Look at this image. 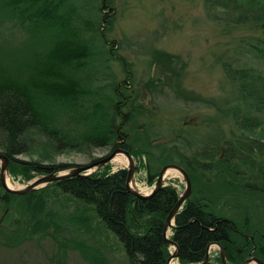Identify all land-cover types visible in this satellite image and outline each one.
Listing matches in <instances>:
<instances>
[{"label": "trees", "instance_id": "16d2710c", "mask_svg": "<svg viewBox=\"0 0 264 264\" xmlns=\"http://www.w3.org/2000/svg\"><path fill=\"white\" fill-rule=\"evenodd\" d=\"M202 2L231 8L232 27L247 29L232 52L218 54L227 92L217 98L186 90L179 78L182 59L160 48L149 59L173 77H149L139 89L107 34L115 19L111 0H0V150L9 157V176L20 180L75 165L48 160L85 143L117 144L144 157L150 183L163 163L177 162L192 188L168 232L177 243L176 260L196 264L215 241L228 264L241 263L250 251L264 261V140L257 136L264 128V0ZM4 27L10 36H2ZM114 59L122 78L111 66ZM164 86L212 113L202 124L183 118L178 126L163 124L153 113V98ZM22 152L35 157H17ZM126 174L124 166L110 169L106 162L22 194L0 181V237L14 244L51 226L62 228L47 204L49 188L56 187L89 207L78 210L79 224L89 225L93 213L116 234L129 264H165L164 218L180 191L164 182L138 197L127 189ZM79 246L93 264L104 263L96 249L87 256L90 247ZM209 258L206 264H222L218 252Z\"/></svg>", "mask_w": 264, "mask_h": 264}, {"label": "rangeland", "instance_id": "374dc122", "mask_svg": "<svg viewBox=\"0 0 264 264\" xmlns=\"http://www.w3.org/2000/svg\"><path fill=\"white\" fill-rule=\"evenodd\" d=\"M111 1L115 7V19L107 34L115 39L113 47L118 50L117 53L128 60L127 68L131 69L133 82L139 89L149 77L156 78L159 75L168 81L173 77L172 74L168 75L169 73L165 76V71L158 62L149 59L151 50L160 48L177 54L182 59L183 66L179 69V78L186 90L199 96L215 98L227 92V83L217 59L218 54L221 51L232 52L237 46L239 33L247 31L237 30L233 28V24L232 27L235 12L231 8L214 4L207 7L202 0ZM105 10L109 11L110 8L105 7ZM1 34L4 37L11 35L9 29L5 27ZM22 37L23 34H17L16 40H21ZM111 66L117 72V78L124 77L119 60H112ZM153 100L155 102L153 113L157 114V118L161 117L163 124H169L170 127L181 124L182 118L189 123L194 121L202 124L203 116L212 113L209 107L201 106L202 103L199 101L186 102L176 98L167 86L159 90ZM151 104L147 101L146 105ZM258 130L257 136L264 140V128ZM165 134V137H171L169 131ZM110 150L109 144L85 143L80 147L64 148L48 161L86 163L90 162L91 158L96 160L106 155ZM17 157L29 159L35 155L22 152L17 154ZM132 157L134 168L137 166L133 175L135 187L148 191L153 181L150 183L145 177V168L142 164L144 157ZM107 162L110 169H115L118 166H126L127 158L122 152H118ZM36 175L39 174L33 176ZM32 177L20 180L9 176L8 181L11 185L19 186ZM163 182L174 184L180 192L184 189V179L176 169L166 171ZM48 194H50L47 198L48 209L60 215L62 228L55 230L51 226L46 232L32 233L14 244L0 237V264H93L88 259V254L95 249L101 254L103 264H129L116 234L105 228L92 211H89L92 213L89 225L78 223L77 212L79 209L88 211L89 207L86 204L59 191L56 187L49 188ZM4 222L7 223V220ZM80 244L90 247V251L86 252L88 258L82 255ZM169 248L172 250L173 246L169 245ZM217 250L216 245L213 247L211 245L210 257H213ZM172 259L182 264L176 258ZM248 264L257 263L252 260Z\"/></svg>", "mask_w": 264, "mask_h": 264}, {"label": "water", "instance_id": "95a60500", "mask_svg": "<svg viewBox=\"0 0 264 264\" xmlns=\"http://www.w3.org/2000/svg\"><path fill=\"white\" fill-rule=\"evenodd\" d=\"M118 152H122L126 158H127V164L125 169H127V174H126V187L129 191H131L135 196L138 197H146L152 194L158 188L159 186L162 185L163 182V175L167 168H175L178 170L181 174V176L184 179V186L183 190L180 192L178 197L176 198L177 200L174 202V204L170 207L168 213L166 214L164 218V223H163V234H164V241L167 242L169 245L173 246V249L169 251V255L166 258L165 264H169V260L171 258H176L178 253H177V243L174 242V240L168 236L167 230L174 225V220L173 217L178 210V208L181 206L183 201L185 200V197L190 193L191 191V181H190V176H188L186 169L184 166H181L177 162H165L162 164L161 168L159 169L156 179L152 182V186L150 188V191H142L139 190L137 187H135V179L133 178L134 175V160L132 157V154L129 152L128 149H125L123 147H120L119 145L115 146L113 149H111L106 155H103L101 157L96 158V160H92L90 162L86 163H75V165L72 166H67L61 169H54L52 171L48 172H43L42 174L33 176L32 179L26 181L24 184L16 186V185H8L7 184V178L9 179V171H8V161L9 157L0 150V181L1 184L4 186L5 189L8 191H12L14 193H19L22 194L23 192H28L32 191L35 188L42 187L44 184H46L49 181H52L54 179H60L65 176H70V175H76L77 173H87L90 171H93L97 169V167L101 166L102 164L106 163L113 155H115ZM89 167H93L92 170H86ZM211 243H215L218 247L219 251V262H222V264H228V262L225 259V251H223L222 246L218 242H210L208 244V247ZM208 247L206 249V253L200 259L196 264H206L209 263V251ZM254 260L257 264H264V261H262L260 258H258L256 255L251 254V251L248 253L246 257L242 259V262L239 264H248L250 261Z\"/></svg>", "mask_w": 264, "mask_h": 264}, {"label": "bare ground", "instance_id": "6f19581e", "mask_svg": "<svg viewBox=\"0 0 264 264\" xmlns=\"http://www.w3.org/2000/svg\"><path fill=\"white\" fill-rule=\"evenodd\" d=\"M168 170H175V168L173 167V168H171V167H169V168H167V170L166 171H168ZM165 171V172H166ZM7 184L8 185H10L11 186V184H10V182L8 181V178H7ZM169 264H178V263H176L172 258L169 260V262H168Z\"/></svg>", "mask_w": 264, "mask_h": 264}, {"label": "flooded vegetation", "instance_id": "af4514ba", "mask_svg": "<svg viewBox=\"0 0 264 264\" xmlns=\"http://www.w3.org/2000/svg\"><path fill=\"white\" fill-rule=\"evenodd\" d=\"M116 145H117V144H116ZM116 145H115V146H116ZM115 146H114V147H115ZM109 148H110V145H109ZM112 149H113V148H112Z\"/></svg>", "mask_w": 264, "mask_h": 264}]
</instances>
